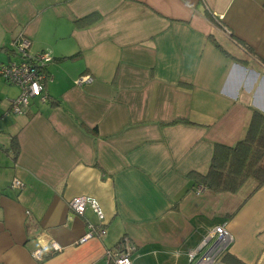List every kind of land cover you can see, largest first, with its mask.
<instances>
[{
    "label": "crops",
    "instance_id": "0c3cea01",
    "mask_svg": "<svg viewBox=\"0 0 264 264\" xmlns=\"http://www.w3.org/2000/svg\"><path fill=\"white\" fill-rule=\"evenodd\" d=\"M91 12L99 20L77 27ZM20 35L52 59L47 98L25 113L0 76V264H106L122 237L133 264H194L223 224L233 240L213 264L225 252L264 264V185L245 197L187 176L264 112V0H0V64ZM80 195L98 201L106 234L75 244L98 225L90 207L70 210Z\"/></svg>",
    "mask_w": 264,
    "mask_h": 264
},
{
    "label": "built area",
    "instance_id": "2783aa9c",
    "mask_svg": "<svg viewBox=\"0 0 264 264\" xmlns=\"http://www.w3.org/2000/svg\"><path fill=\"white\" fill-rule=\"evenodd\" d=\"M30 44L31 41L28 37L18 36L12 42V48L17 58L0 64V76L6 82L20 87L19 94L10 100V110L15 114L27 112L31 98L39 97L41 101H45L47 98L44 67L52 59L51 51L43 49L30 53ZM88 80H90L89 76H82L76 82L81 83ZM22 185V181L17 178H14L11 183V187L15 189L22 188ZM68 205L70 210L78 216H83L85 209L90 207L98 219L96 226L87 221L86 231L75 244L84 243L92 237L100 238L106 234L105 227L101 225L104 213L95 198L86 195L75 196L69 200ZM232 240V235L224 224L212 228L202 242L203 245H206L210 241V245L194 264H213L217 256L226 250ZM49 246L52 254L63 249L61 244L53 240L49 242ZM134 249L132 242L128 238L122 237L114 248L105 251L106 264H133L131 255ZM195 255L196 252L192 250L188 257L193 260ZM32 256L37 260L43 259L41 249L32 252Z\"/></svg>",
    "mask_w": 264,
    "mask_h": 264
},
{
    "label": "trees",
    "instance_id": "16d2710c",
    "mask_svg": "<svg viewBox=\"0 0 264 264\" xmlns=\"http://www.w3.org/2000/svg\"><path fill=\"white\" fill-rule=\"evenodd\" d=\"M99 18V13L91 12L78 18L75 24L86 27ZM178 122L191 123L183 118L171 123ZM12 145L16 150L15 138ZM187 176L190 189L200 185L213 193L245 190V197L264 185V112L252 108L243 138L233 145L215 142L206 170H191ZM221 260L224 264H246L228 252L222 255Z\"/></svg>",
    "mask_w": 264,
    "mask_h": 264
},
{
    "label": "rangeland",
    "instance_id": "374dc122",
    "mask_svg": "<svg viewBox=\"0 0 264 264\" xmlns=\"http://www.w3.org/2000/svg\"><path fill=\"white\" fill-rule=\"evenodd\" d=\"M14 90H18L17 87H14ZM32 100H33V99L31 98L30 101L32 102Z\"/></svg>",
    "mask_w": 264,
    "mask_h": 264
}]
</instances>
